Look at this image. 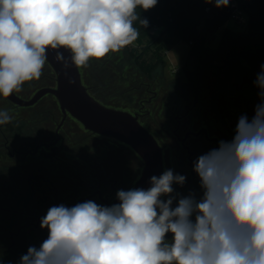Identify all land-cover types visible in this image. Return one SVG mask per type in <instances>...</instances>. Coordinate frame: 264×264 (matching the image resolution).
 I'll return each mask as SVG.
<instances>
[{"label": "clouds", "instance_id": "9594fccd", "mask_svg": "<svg viewBox=\"0 0 264 264\" xmlns=\"http://www.w3.org/2000/svg\"><path fill=\"white\" fill-rule=\"evenodd\" d=\"M157 3L0 0V96L38 81L49 51L74 83L73 66L87 68L134 44L140 35L134 23L148 28L141 12ZM254 86V115H241L231 140L193 161L199 191H176L187 177L165 169L147 189L117 190L118 203L110 206L94 200L51 206L40 220L47 238L29 246L19 264H264V65ZM12 121L0 110V126Z\"/></svg>", "mask_w": 264, "mask_h": 264}, {"label": "flooded vegetation", "instance_id": "af4514ba", "mask_svg": "<svg viewBox=\"0 0 264 264\" xmlns=\"http://www.w3.org/2000/svg\"><path fill=\"white\" fill-rule=\"evenodd\" d=\"M237 84L223 96L209 100L204 95L203 84L196 78L191 85L188 79L170 85L167 93L162 90L155 98L153 109L149 106L154 99L148 98L138 107V112L133 113L143 125L142 118L147 117L154 128L151 131L144 125L162 148L164 170L172 169L174 173L186 175L183 188L174 185L176 191L185 195L189 190L199 191V178L192 170L193 161L218 147L220 140H231L241 115L249 118L254 115L258 97L246 99L245 84ZM150 90L151 96H157L154 88ZM62 113L60 123H50L44 128L35 125L32 133L20 132L26 137L15 142L0 126V136L6 138L0 144V194L3 192L5 196L0 202V264H19L29 246H39L47 238V230L40 228V220L51 206L63 203L71 207L87 200L110 206L118 203L117 190L134 188L139 178H134L132 183L131 173L120 167L90 183L80 177L74 179L71 172H57L52 166L43 165L44 159L56 151L61 142L59 131L70 115ZM154 118L159 120L158 124ZM123 162L126 164V158ZM16 178L20 184L14 183Z\"/></svg>", "mask_w": 264, "mask_h": 264}, {"label": "trees", "instance_id": "16d2710c", "mask_svg": "<svg viewBox=\"0 0 264 264\" xmlns=\"http://www.w3.org/2000/svg\"><path fill=\"white\" fill-rule=\"evenodd\" d=\"M241 1L249 11V23L244 31L234 30L226 25L231 13L230 5L216 8L214 3H207L206 0H158L154 8L141 12V18L149 21L148 28L144 29L139 22L134 23L140 32L136 41L138 46L129 45L122 49L128 50L135 60L139 72L146 78L144 84L131 82L127 87L114 82L113 78L122 81H127L128 78L121 74L123 58L117 61V58L111 56L115 53L110 52L101 60H90L89 66L83 68L85 72L82 76L87 88L92 95L109 106L113 104L109 103L107 95L103 93L112 88L114 89L113 95H116L117 101L121 103L113 106L122 105L124 101L119 98L125 95L126 105H124H133L138 108L142 102H146L147 93L151 92L149 83L154 80V71L167 63L165 52L169 46L164 38L169 34L174 38V43L184 41L189 45V54L183 65V71L188 72L191 78L194 76V72L187 70L189 62L192 61L191 64L195 70L203 75L206 98L214 100L220 95L223 96L225 91L233 90L237 83H242L246 78L257 75L261 65H264V0ZM207 7L209 10L206 9ZM154 26L160 27L157 35L150 32ZM218 30L221 32L219 43L216 48H211L209 41ZM45 69L46 83L35 84L33 90L31 89L32 92L42 86L55 83L56 74L52 72L49 63ZM191 80L189 84L194 85L196 79ZM25 86L26 82L23 88ZM130 90L131 93H129ZM17 94L22 96L24 92ZM257 97L256 95L255 99ZM27 117L3 125L2 129L10 133V140L15 142L19 138L26 137L20 132L32 133L35 125L44 128L50 123L56 125L61 121L58 106L56 108L54 106L51 110L39 109ZM59 132L61 141L57 146L59 149L57 148L47 156L43 165L52 166L51 169L57 172H71L74 179L80 177L93 183L101 176H108L107 173L110 171H118L124 165L126 155L134 153L122 145L118 144L116 148V144L105 139H96V133L82 130L70 118L64 121ZM5 139L1 135L0 144ZM14 183L20 184L18 178L14 180ZM0 189L2 190L1 183ZM4 199L5 196L1 192L0 202Z\"/></svg>", "mask_w": 264, "mask_h": 264}, {"label": "water", "instance_id": "95a60500", "mask_svg": "<svg viewBox=\"0 0 264 264\" xmlns=\"http://www.w3.org/2000/svg\"><path fill=\"white\" fill-rule=\"evenodd\" d=\"M63 51V50H61ZM65 56L69 53L64 52ZM55 53L49 51L48 63L56 74V83L39 88L32 97L23 98L13 93L8 99L18 105L28 106L46 94L54 95L65 114H70L83 124L85 129L99 135L109 136L128 144L143 160L142 173L134 188L150 187L151 176H160L164 171L162 148L153 134L132 112L104 104L91 94L82 80L80 68L73 66L68 75L74 81L69 84L62 66L56 62Z\"/></svg>", "mask_w": 264, "mask_h": 264}, {"label": "rangeland", "instance_id": "374dc122", "mask_svg": "<svg viewBox=\"0 0 264 264\" xmlns=\"http://www.w3.org/2000/svg\"><path fill=\"white\" fill-rule=\"evenodd\" d=\"M226 25L229 26L230 28L234 29V30H240V31H244L246 29L245 25H241V24H237L236 22H234L233 20H228L226 22ZM220 36H221V32L220 30H218L215 33V36L209 41V45L211 48H216L219 40H220ZM169 46L168 49V53L166 54V65L165 66H159L155 71H154V80H152L149 84H150V88H154V91H156V95L157 96H152L147 93V99L151 98L152 101V105L149 106L150 108L153 109V107L155 105V98L158 97V95L161 94V91L163 90L165 93H167L170 85L175 84V83H183L186 80H195L197 78L198 81H201L202 84L203 83V75L200 71L195 70L193 64H191V62H189V67L187 68V70L189 69V72H194V76L191 78L188 75V72H184L183 71V65L186 62V59L188 57L189 54V45L184 42V41H180V42H175L174 43V38H172L169 34L165 35L164 38ZM131 46H138L137 42L135 41L134 44H132ZM112 58H117V61L121 58H123V71H122V75L127 79V81H122L118 78H113V80H115L114 82H118L119 84L123 85V86H127L129 83L131 82H136L138 84H144L143 82L146 81L145 76H143L135 63V60L133 59V57L130 56V54L128 53V50H121L120 52L115 53L114 55H111ZM48 63H46V65L44 66L43 69V75L41 76V78L36 81H31V82H26V86L23 88L22 92H24V96L22 95V97L24 98H28L31 95L34 94V92L38 89H35L32 92V88H34L33 86L37 83L40 84H44L46 83V79H45V67L47 66ZM50 65V64H49ZM51 66V65H50ZM174 67L179 68L180 70L178 72H173L172 69ZM52 72H54L53 68L51 67ZM89 70V68H88ZM81 71V75H83V68H80ZM87 72V70H86ZM86 74V73H85ZM89 74V73H88ZM87 77H89L87 75ZM191 78V79H190ZM256 75H252L248 78L245 79L244 82L240 83L241 86H243L245 84V98H255V96L257 95L258 89L254 86V81H255ZM83 76H82V80H83ZM191 80V81H192ZM84 82V80H83ZM53 83V82H52ZM117 83V85H119ZM84 84L87 86V84L84 82ZM91 84V83H90ZM31 85V86H30ZM238 85V84H237ZM235 85V86H237ZM48 86V85H45ZM129 86V85H128ZM127 86V87H128ZM43 87V86H42ZM126 87V88H127ZM239 87V86H238ZM97 88V87H96ZM32 89V90H31ZM99 90V88H97ZM31 90V91H30ZM136 90V89H135ZM108 92L103 93L105 95H107V98L109 99V103L114 104H118L119 102L117 101V97L114 94V89H107ZM127 92V91H126ZM128 93V92H127ZM131 93V90L130 92ZM155 94V92H153ZM28 95V96H27ZM125 95L121 96L119 98V100H123L124 102L122 103V105L120 106H113L112 107H117V108H121V109H125L128 110L132 113L138 112V108L134 107L133 105L131 106H125L126 105V99L124 98ZM151 96V97H150ZM193 98V97H192ZM164 99V97H163ZM121 104V103H119ZM125 104V105H124ZM43 105V106H42ZM172 105V104H171ZM42 106V107H41ZM55 108L58 106L60 113H61V118L63 116V113L61 111V107L60 104L57 100V98L52 95V94H47L44 97H42L36 104L31 105V106H21V105H17L14 104L13 102H11L8 98H4L2 96H0V110H8L9 114L13 117V120H18L19 118H28L27 116L31 115L34 112H37L39 109H44V110H51L52 108ZM111 106V105H110ZM142 116V115H141ZM67 118L73 119L74 120V124L78 125L79 128H81L82 130L86 131L87 129H85V127L83 126V124L81 122H79L77 119L73 118L71 115H68ZM147 117L144 116V118H142V121H144V125L149 128L151 131H154V128L150 125V122L148 120H146ZM152 119V117H151ZM162 119V118H161ZM160 119V120H161ZM154 122L155 124L159 123V120L154 118ZM60 121V120H59ZM89 131V130H87ZM96 139H105L106 141H109L113 144H116V148H118V144L122 145L130 150H132L134 153L131 155H126V164L124 163V165L122 166L123 169L125 171H128V173L133 176L132 179V183L134 182V178H137L141 175L142 173V169L144 166V162L142 160V158L128 145L121 143L119 141H117L116 139L109 137V136H104V135H99L97 134V136L95 137ZM81 149V148H80ZM123 153V152H122ZM124 158V159H125ZM136 162H135V160ZM0 161V165H1ZM3 164V163H2ZM126 166V167H125Z\"/></svg>", "mask_w": 264, "mask_h": 264}, {"label": "built area", "instance_id": "2783aa9c", "mask_svg": "<svg viewBox=\"0 0 264 264\" xmlns=\"http://www.w3.org/2000/svg\"><path fill=\"white\" fill-rule=\"evenodd\" d=\"M230 8H231V13L228 20H233L237 24L245 25L247 28L249 23L248 8L246 6H243L241 0H230ZM206 9L209 10V7H207ZM159 30H160L159 26H154L150 32L153 35H157L159 33ZM165 53L167 54L168 50H166ZM179 70L180 69L177 67H174L172 69L173 72H178Z\"/></svg>", "mask_w": 264, "mask_h": 264}]
</instances>
